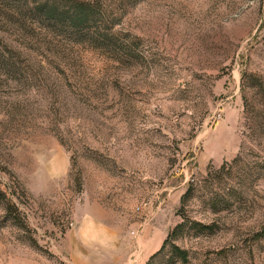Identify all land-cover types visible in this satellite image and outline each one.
I'll use <instances>...</instances> for the list:
<instances>
[{"label": "rangeland", "instance_id": "obj_1", "mask_svg": "<svg viewBox=\"0 0 264 264\" xmlns=\"http://www.w3.org/2000/svg\"><path fill=\"white\" fill-rule=\"evenodd\" d=\"M0 264H264V0H0Z\"/></svg>", "mask_w": 264, "mask_h": 264}, {"label": "trees", "instance_id": "obj_2", "mask_svg": "<svg viewBox=\"0 0 264 264\" xmlns=\"http://www.w3.org/2000/svg\"><path fill=\"white\" fill-rule=\"evenodd\" d=\"M70 1H73V0H70ZM82 1L85 2V3H88V0H82ZM37 3H38V4H37V7H39L41 10H43L44 6L46 7V5H45V4L43 5L41 1H39V2L37 1ZM57 11H58L57 9H54L53 14H52L51 16H49V17H50L49 19H51V20H56V19H57V15H58V14H57ZM79 15H80V16H79ZM79 15H77L78 17L76 18V19H78V20H79L80 17H81V14H79ZM178 252L181 253L180 250H178Z\"/></svg>", "mask_w": 264, "mask_h": 264}]
</instances>
